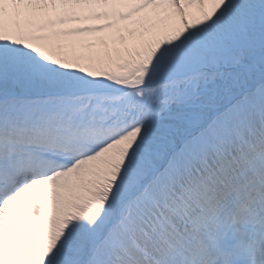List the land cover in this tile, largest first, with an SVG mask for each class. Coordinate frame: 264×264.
<instances>
[{
    "label": "snow or ice",
    "instance_id": "obj_1",
    "mask_svg": "<svg viewBox=\"0 0 264 264\" xmlns=\"http://www.w3.org/2000/svg\"><path fill=\"white\" fill-rule=\"evenodd\" d=\"M0 264H264V0H0Z\"/></svg>",
    "mask_w": 264,
    "mask_h": 264
},
{
    "label": "rangeland",
    "instance_id": "obj_2",
    "mask_svg": "<svg viewBox=\"0 0 264 264\" xmlns=\"http://www.w3.org/2000/svg\"><path fill=\"white\" fill-rule=\"evenodd\" d=\"M71 26H78V25H71Z\"/></svg>",
    "mask_w": 264,
    "mask_h": 264
}]
</instances>
